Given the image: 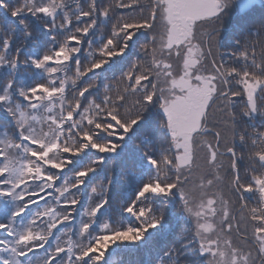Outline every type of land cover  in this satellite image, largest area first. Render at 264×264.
<instances>
[{"label": "snow or ice", "instance_id": "6c2138e0", "mask_svg": "<svg viewBox=\"0 0 264 264\" xmlns=\"http://www.w3.org/2000/svg\"><path fill=\"white\" fill-rule=\"evenodd\" d=\"M257 7L0 0V264H264Z\"/></svg>", "mask_w": 264, "mask_h": 264}, {"label": "trees", "instance_id": "16d2710c", "mask_svg": "<svg viewBox=\"0 0 264 264\" xmlns=\"http://www.w3.org/2000/svg\"><path fill=\"white\" fill-rule=\"evenodd\" d=\"M232 15H234V11L231 12L228 17L226 18V23L228 25H230V21H231V17ZM261 16H264V9H261L260 7H257L256 10L251 13L248 17L244 18L243 20L241 19V17H239L237 14L234 15L233 17V21L229 27V31L225 33V37H224V43L225 44H234L235 43V39H234V35H233V30L240 25L241 23L247 22V24L249 26L254 25L256 23H258L259 19L261 18ZM255 38V37H253ZM223 51V49H222ZM257 51H259V48L257 49ZM133 59H135V57H133ZM117 75H119V73H117ZM108 81H105V83H107ZM123 165L122 167H126L128 168H132L133 164L132 162H126L125 164H121ZM120 170V169H119ZM118 170V172H119ZM123 176V175H121ZM104 174L98 175L96 181H94V183H98V182H105L104 179ZM127 186L130 183V178L127 179ZM111 197H112V201L114 204H118L121 200V198L125 197L122 196L120 193L116 192L115 189H113V191L110 193ZM175 209H171L170 208V213H169V220H170V228H172L173 230L177 231L178 234V230L181 229L182 227H184L185 225L179 220V218L174 215ZM147 259L146 254L143 251H137V250H131L130 252H125L123 254H118L117 258H116V264H145V261Z\"/></svg>", "mask_w": 264, "mask_h": 264}, {"label": "rangeland", "instance_id": "374dc122", "mask_svg": "<svg viewBox=\"0 0 264 264\" xmlns=\"http://www.w3.org/2000/svg\"><path fill=\"white\" fill-rule=\"evenodd\" d=\"M122 166L123 165H120V167H122ZM119 169L120 168L118 167L117 171ZM101 174H104V176H105V173L101 172L99 175H101ZM127 181L128 180L125 179L124 176L120 175V182L114 186L115 191L120 193L122 196H126L127 195V192H128Z\"/></svg>", "mask_w": 264, "mask_h": 264}]
</instances>
